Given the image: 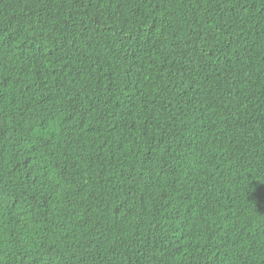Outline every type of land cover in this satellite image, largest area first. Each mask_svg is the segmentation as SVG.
<instances>
[{"label":"trees","instance_id":"trees-1","mask_svg":"<svg viewBox=\"0 0 264 264\" xmlns=\"http://www.w3.org/2000/svg\"><path fill=\"white\" fill-rule=\"evenodd\" d=\"M0 264H264V0H0Z\"/></svg>","mask_w":264,"mask_h":264}]
</instances>
